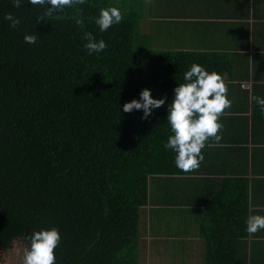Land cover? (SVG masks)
<instances>
[{"label": "trees", "instance_id": "1", "mask_svg": "<svg viewBox=\"0 0 264 264\" xmlns=\"http://www.w3.org/2000/svg\"><path fill=\"white\" fill-rule=\"evenodd\" d=\"M171 3L86 0L77 6L84 20L80 28L71 19L73 8L36 23L43 7L21 0L15 8L13 0H0V244L16 237L27 247L26 237L34 231L55 227L61 237L55 264H139V238L148 227L141 213L150 203H162L149 180L189 174L175 166L176 154L164 147L173 135L167 123L173 89L185 83L183 74L196 63L221 75L230 101L234 88L242 94L250 90L241 87L249 79L246 66L238 67L225 44L211 48L193 27H184V38L181 23L166 16ZM108 7H117L123 20L100 32L95 19ZM146 9L159 16L148 25L153 30L157 25L168 44L142 30ZM6 13L21 20L16 29L4 19ZM243 29L233 37L248 49L252 42ZM173 30L187 40L171 37ZM85 32L103 39L107 48L89 55ZM25 34H36L38 42L26 43ZM252 79L259 83L264 76ZM144 88L165 104L147 119H141L142 110L125 113L123 105L139 100ZM250 102H231L219 118L223 124L225 115L234 113L231 122L244 130L241 145L246 133L255 142L264 131V113ZM214 143L206 142L200 165L211 159ZM244 214L247 228V210ZM244 228L231 232V221L221 230L204 227L203 264H264V239L247 241ZM159 238L166 247L167 238Z\"/></svg>", "mask_w": 264, "mask_h": 264}, {"label": "crops", "instance_id": "2", "mask_svg": "<svg viewBox=\"0 0 264 264\" xmlns=\"http://www.w3.org/2000/svg\"><path fill=\"white\" fill-rule=\"evenodd\" d=\"M171 1L166 16L173 23H181L185 33L173 30L171 37L185 41L188 32L184 27H193L198 35L208 39L211 48L219 50L225 44L236 55L238 67L246 66L249 79L245 81H251L250 90L243 89L246 94H242L241 91L235 93L234 88L230 91L231 102L242 103L248 99L251 103L253 94L264 98V81L253 83L252 79L253 75L264 76V0ZM154 19L159 20V16L150 15L146 9L142 30L155 33L159 42L168 44V38H164L166 35L158 30L157 25L154 30L149 27L148 22ZM238 28H244V34L247 32L250 36L249 42L252 43L248 49H242L233 37L236 29L239 35ZM180 34L184 35L181 40ZM225 116L227 120L222 121L223 128L219 132L222 139L219 146L217 143L212 146L209 161L189 174L161 175L149 180L162 203H150L141 213V222L144 220L148 227L139 238L140 247L143 246L140 254L146 250L145 257L138 255L139 264H142V258L146 264H203L208 242L203 234L204 227L212 225L215 230H221L231 221V232H239V228L246 227L244 211L247 210V218L264 216V147H261L264 145V131L257 133L255 142H251L249 132L246 133L247 141L241 145L238 139L244 134L242 126L235 125L236 121L231 122L236 119L233 112ZM256 233H248L247 241L264 239V229L258 232L259 235ZM159 237L167 238L166 247L159 243ZM236 243L238 246L242 241Z\"/></svg>", "mask_w": 264, "mask_h": 264}, {"label": "clouds", "instance_id": "3", "mask_svg": "<svg viewBox=\"0 0 264 264\" xmlns=\"http://www.w3.org/2000/svg\"><path fill=\"white\" fill-rule=\"evenodd\" d=\"M28 2L32 6H41L45 9L42 14H37L36 23L43 22L45 18L57 16L66 8H73L76 12L71 19L76 26L84 27L82 9L77 6L85 4L86 0H28ZM20 6L21 0H13V7ZM4 19L9 21L12 29H16L21 23V20L12 13H6ZM122 20V13L117 7H108L100 9L95 23L100 32H104L112 25L121 23ZM83 38L87 41L84 48L89 55L102 52L107 48L105 41L103 39L97 41L91 32H85ZM23 39L28 44L38 42L36 34H25ZM183 79L185 83L173 89L174 96L168 105L167 123L173 135L168 137L164 147L176 154L175 166L184 173H190L197 170L204 160L202 149L206 142L209 139L217 144L221 141L222 136L218 133L223 125L219 123V118L224 114L225 109L231 107V101L227 98L228 89L221 75L216 72L209 73L201 65L193 63L190 70L183 74ZM249 82L251 84L250 80ZM139 96V100L133 99L123 105L125 113L142 110L141 119H147L153 109L165 104V98L154 99L148 88L142 89ZM252 100L264 113V98L253 96ZM246 224V231L254 234L264 229V216L251 215L247 218ZM26 239L28 246L24 249L22 264H55L54 250L61 239L57 228L34 231Z\"/></svg>", "mask_w": 264, "mask_h": 264}, {"label": "rangeland", "instance_id": "4", "mask_svg": "<svg viewBox=\"0 0 264 264\" xmlns=\"http://www.w3.org/2000/svg\"><path fill=\"white\" fill-rule=\"evenodd\" d=\"M1 243L2 244H0V264H22L23 253H24V249L26 248L25 243L16 237H12V238L9 237L4 242ZM142 249L143 246L140 247L139 252ZM145 252L141 253L143 257H145L146 254ZM141 254L139 253L140 257H142ZM142 264H146V262L143 263V258H142Z\"/></svg>", "mask_w": 264, "mask_h": 264}, {"label": "built area", "instance_id": "5", "mask_svg": "<svg viewBox=\"0 0 264 264\" xmlns=\"http://www.w3.org/2000/svg\"><path fill=\"white\" fill-rule=\"evenodd\" d=\"M241 87L242 88H250V82L249 81H244L241 83Z\"/></svg>", "mask_w": 264, "mask_h": 264}]
</instances>
